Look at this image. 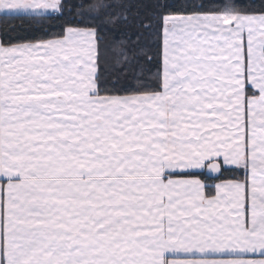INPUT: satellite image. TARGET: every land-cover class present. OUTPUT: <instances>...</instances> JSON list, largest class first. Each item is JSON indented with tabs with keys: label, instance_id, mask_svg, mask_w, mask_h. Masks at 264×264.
Instances as JSON below:
<instances>
[{
	"label": "snow or ice",
	"instance_id": "6c2138e0",
	"mask_svg": "<svg viewBox=\"0 0 264 264\" xmlns=\"http://www.w3.org/2000/svg\"><path fill=\"white\" fill-rule=\"evenodd\" d=\"M145 7L0 0V264H264V0Z\"/></svg>",
	"mask_w": 264,
	"mask_h": 264
},
{
	"label": "trees",
	"instance_id": "16d2710c",
	"mask_svg": "<svg viewBox=\"0 0 264 264\" xmlns=\"http://www.w3.org/2000/svg\"><path fill=\"white\" fill-rule=\"evenodd\" d=\"M102 0H69V3H82L84 8L81 11L88 12V6L95 3H100ZM127 2L132 5V10L129 13V20L132 22V26L120 25L114 26L112 24H106L107 17L101 15V20L98 23L105 28V31L102 35L105 37L103 41V47L105 48V57L108 59L109 63L112 65V68H118L124 63V58L120 56L119 51H117L113 46V37L119 36L121 33H126L127 35H132L137 31L135 27L136 14L137 12H145L147 5L151 4L153 0H127ZM249 3H252L253 0H248ZM256 4L260 3V0H255ZM99 14V13H92ZM14 29V30H13ZM111 29V31H109ZM33 35H40L34 31V27L30 26L25 19H21L17 16H6L0 15V41H6L9 38L13 42H16L18 38H31ZM121 38H123L121 36ZM133 41L135 42V37L133 36ZM147 51V49H145ZM130 58V54H129ZM119 60V64L116 61ZM107 75V74H106ZM111 79H115V76L112 75Z\"/></svg>",
	"mask_w": 264,
	"mask_h": 264
},
{
	"label": "crops",
	"instance_id": "0c3cea01",
	"mask_svg": "<svg viewBox=\"0 0 264 264\" xmlns=\"http://www.w3.org/2000/svg\"><path fill=\"white\" fill-rule=\"evenodd\" d=\"M0 15H5V14L0 13Z\"/></svg>",
	"mask_w": 264,
	"mask_h": 264
}]
</instances>
